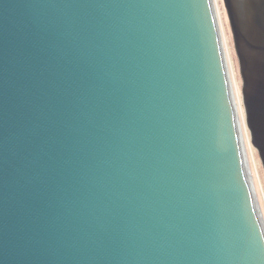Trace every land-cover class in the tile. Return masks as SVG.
Wrapping results in <instances>:
<instances>
[{
	"label": "water",
	"instance_id": "water-1",
	"mask_svg": "<svg viewBox=\"0 0 264 264\" xmlns=\"http://www.w3.org/2000/svg\"><path fill=\"white\" fill-rule=\"evenodd\" d=\"M264 172V0H222ZM209 0H0V264H264Z\"/></svg>",
	"mask_w": 264,
	"mask_h": 264
},
{
	"label": "bare ground",
	"instance_id": "bare-ground-1",
	"mask_svg": "<svg viewBox=\"0 0 264 264\" xmlns=\"http://www.w3.org/2000/svg\"><path fill=\"white\" fill-rule=\"evenodd\" d=\"M210 2V7L212 10V14H213V18H214V22L215 25L217 27L219 36H220V40L222 41V46H223V55H224V66H225V71L226 74L228 76V82H229V87H230V91H231V98H232V103H233V108L235 110V116H236V123H237V130H238V135H239V139L241 142V148H242V152H243V156H244V160H245V164H246V168H247V172H248V176H249V180H250V184H251V189H252V193H253V197H254V201H255V205H256V209H257V213L264 231V217L262 216V210L260 209V203L258 200V195L256 193V181H258L259 185V179L256 175V168L253 164V160H252V156H251V152H250V143H249V139H248V133L246 131L245 128V124L242 118V114L240 113V106L238 103V98L236 95V84L234 81V75L232 74V64L229 58V51H228V47L225 44V39H224V32H223V20H222V16H221V11L218 5V1L217 0H209ZM251 161V164H250Z\"/></svg>",
	"mask_w": 264,
	"mask_h": 264
},
{
	"label": "rangeland",
	"instance_id": "rangeland-1",
	"mask_svg": "<svg viewBox=\"0 0 264 264\" xmlns=\"http://www.w3.org/2000/svg\"><path fill=\"white\" fill-rule=\"evenodd\" d=\"M218 1V5L221 11V16H222V20H223V32H224V39H225V44L228 47V51H229V58L232 64V74L234 75V81L236 83V95L240 92L241 89V79L239 76V64H238V60L235 54V50H234V45H233V41H232V35H231V31H230V27H229V22L227 19V15L225 12V8L223 5V1L222 0H217ZM242 114V112H240ZM248 136V135H247ZM250 152H251V156H252V160H253V164L256 168V175L259 179L260 185L258 183V181H256V193L258 195V200L260 203V209L262 210V216L264 217V172L260 163V160L258 158V154L256 153V151L250 147ZM251 164V161H250Z\"/></svg>",
	"mask_w": 264,
	"mask_h": 264
}]
</instances>
